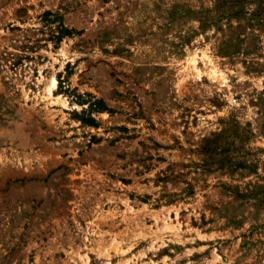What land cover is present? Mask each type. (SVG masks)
I'll return each mask as SVG.
<instances>
[{
    "label": "rangeland",
    "instance_id": "obj_1",
    "mask_svg": "<svg viewBox=\"0 0 264 264\" xmlns=\"http://www.w3.org/2000/svg\"><path fill=\"white\" fill-rule=\"evenodd\" d=\"M0 264H264V0H0Z\"/></svg>",
    "mask_w": 264,
    "mask_h": 264
},
{
    "label": "trees",
    "instance_id": "obj_2",
    "mask_svg": "<svg viewBox=\"0 0 264 264\" xmlns=\"http://www.w3.org/2000/svg\"><path fill=\"white\" fill-rule=\"evenodd\" d=\"M40 22L44 27L50 29V36L49 41H53L54 43H59L63 38L70 37L71 35L75 34L76 32L72 29H68L63 26L61 22V17L56 14H52L50 11H45L39 17ZM89 108L95 109L96 112L105 111L106 108L104 107L101 101H95L89 104ZM84 123L91 126H95L96 123L93 119L88 118L87 120L83 121Z\"/></svg>",
    "mask_w": 264,
    "mask_h": 264
},
{
    "label": "bare ground",
    "instance_id": "obj_3",
    "mask_svg": "<svg viewBox=\"0 0 264 264\" xmlns=\"http://www.w3.org/2000/svg\"><path fill=\"white\" fill-rule=\"evenodd\" d=\"M56 87V82L52 79L50 89H54Z\"/></svg>",
    "mask_w": 264,
    "mask_h": 264
},
{
    "label": "built area",
    "instance_id": "obj_4",
    "mask_svg": "<svg viewBox=\"0 0 264 264\" xmlns=\"http://www.w3.org/2000/svg\"><path fill=\"white\" fill-rule=\"evenodd\" d=\"M233 102H235V101L233 100Z\"/></svg>",
    "mask_w": 264,
    "mask_h": 264
}]
</instances>
